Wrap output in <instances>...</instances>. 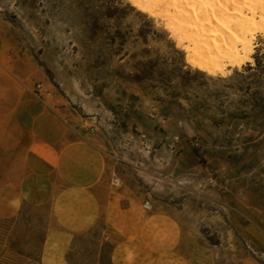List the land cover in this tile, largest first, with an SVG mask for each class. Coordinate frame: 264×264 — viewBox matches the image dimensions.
<instances>
[{
  "label": "rangeland",
  "instance_id": "374dc122",
  "mask_svg": "<svg viewBox=\"0 0 264 264\" xmlns=\"http://www.w3.org/2000/svg\"><path fill=\"white\" fill-rule=\"evenodd\" d=\"M134 10L126 0H0L1 89L44 83L125 160L111 187L120 201L100 215L112 224L72 237L66 262L264 264V39L252 67L211 78ZM49 220V205L26 203L0 219V264H38Z\"/></svg>",
  "mask_w": 264,
  "mask_h": 264
},
{
  "label": "crops",
  "instance_id": "0c3cea01",
  "mask_svg": "<svg viewBox=\"0 0 264 264\" xmlns=\"http://www.w3.org/2000/svg\"><path fill=\"white\" fill-rule=\"evenodd\" d=\"M53 98L42 104L26 87H0V219L23 203L49 205L40 264H68L64 250L72 237L100 221L112 224L100 215L120 201L110 180L125 160L111 156L98 133L82 129V117L66 100Z\"/></svg>",
  "mask_w": 264,
  "mask_h": 264
},
{
  "label": "bare ground",
  "instance_id": "6f19581e",
  "mask_svg": "<svg viewBox=\"0 0 264 264\" xmlns=\"http://www.w3.org/2000/svg\"><path fill=\"white\" fill-rule=\"evenodd\" d=\"M168 35L193 71L225 78L254 65L264 0H126ZM161 31V30H160ZM170 44V43H169Z\"/></svg>",
  "mask_w": 264,
  "mask_h": 264
},
{
  "label": "built area",
  "instance_id": "2783aa9c",
  "mask_svg": "<svg viewBox=\"0 0 264 264\" xmlns=\"http://www.w3.org/2000/svg\"><path fill=\"white\" fill-rule=\"evenodd\" d=\"M32 94L34 98L44 104L47 100L51 99L53 96V92L46 87L44 83L38 82L34 85L32 89ZM89 134L91 137H95L97 135V132L95 129L90 128L89 129ZM133 139V137H131ZM137 142L139 143V146L142 151H145L146 154L148 155L150 153V150L152 149V145L150 144V140L147 138L145 134H138L136 136ZM110 185L113 188H119L121 186V181L120 178L116 175H113L111 180H110ZM143 209L144 210H150L151 205L149 201H146L143 204Z\"/></svg>",
  "mask_w": 264,
  "mask_h": 264
},
{
  "label": "trees",
  "instance_id": "16d2710c",
  "mask_svg": "<svg viewBox=\"0 0 264 264\" xmlns=\"http://www.w3.org/2000/svg\"><path fill=\"white\" fill-rule=\"evenodd\" d=\"M46 232H47V228H46ZM46 232H45V234H44V236H43V238H42V241L40 242V244H41V246H40V247H41V250H42L43 243H44V241H45V239H46ZM34 242H35V240H34ZM10 249H11V251H12L13 253H15L16 255H19V256H25L24 253L21 251V249L18 248V246H16V245H12V246H10ZM40 255H41V252H40L39 255H37V260L34 259V261H36L38 264H40ZM31 256H32L31 253L27 255V257H31Z\"/></svg>",
  "mask_w": 264,
  "mask_h": 264
}]
</instances>
